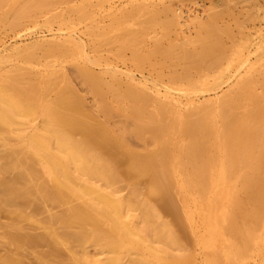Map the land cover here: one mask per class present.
<instances>
[{
  "label": "rangeland",
  "instance_id": "rangeland-1",
  "mask_svg": "<svg viewBox=\"0 0 264 264\" xmlns=\"http://www.w3.org/2000/svg\"><path fill=\"white\" fill-rule=\"evenodd\" d=\"M15 1L22 4L21 1L23 0H9L10 4L8 2V5L5 7L1 5L3 8H0V74L3 78L8 76L7 79H9V82L11 81L12 85H16L19 82L18 90L22 95L25 92L23 90L28 87L26 92L35 89V93L38 94L40 92V99H42V94H46V98L44 99L50 100L52 97L54 99L58 92L59 96L60 92L63 91H67V95L71 94L72 97L74 96V98H70L69 100V103L72 99L71 102L75 101L74 104L71 103L73 106L69 104V108V105H67V108L70 110L73 107V112L78 118H81H79L80 122L75 125L76 130L74 128L72 130L73 133L75 132L74 135L77 138H81L90 129L89 134L87 133L89 135L87 138L96 145L97 149L99 148V151L103 154L105 153V157L108 160L111 159L114 165L116 164V167H113V170L115 168L116 171L112 173L113 170L111 169L112 171L107 173L111 174L108 175L110 179L107 182L101 179H94L93 181L105 190L113 192L116 196L123 199L125 203L124 210H129L124 212L127 217L130 216L127 218L128 220L131 219L130 224L135 225V227L140 224L142 226L140 230H143L147 226L150 229L148 241L151 244L156 243L157 245L162 243L155 242L158 239L156 236L151 237V233L155 230L153 235L156 234L159 228L158 225L162 222L166 224L176 240V243L170 246L171 248L168 247L167 258L178 259L180 262H183L182 264H243V262L244 264H264V210L260 206L261 202L264 203L262 201L264 200V178H258L259 176L256 174L258 172L256 170H262V167H264V162L262 161L264 160V126L262 128L264 124L261 125L264 120V0H49L48 2L46 0V3L50 4L48 6L46 4L45 7L42 6V9H35L33 7H37V5H34L36 1L28 4L30 6L33 5V10L30 6L26 8L30 10L23 8L29 0L25 1L22 7L19 4L12 8V5L18 4ZM30 1L32 2L33 0ZM43 1H41L42 4L44 3ZM144 2H146L145 5L148 7H142ZM37 3L40 4L39 2ZM9 7L15 11L10 9V11L5 12H8L7 14L3 15V12L7 8L9 9ZM16 7L22 8L24 11L26 10L25 12H31H27L28 14L26 13L27 15L23 16L19 14L20 17H17V15H14L22 9L17 10L18 12L15 13ZM76 8L78 9L76 10ZM156 9H158L157 13L155 12ZM132 13H136L137 15H133ZM120 19L121 22L119 21ZM143 27L145 28L143 29ZM99 29L101 31L98 32ZM104 30L105 33L101 35L100 33H103L102 31ZM93 31H96L95 33L99 36ZM106 33L110 37L108 36L107 38ZM99 37L106 39L107 42L104 39L101 40ZM216 37L220 38L215 39ZM110 39L112 40L110 41ZM211 40L219 43H213ZM62 42L63 44H61ZM206 43L208 45H205ZM52 44L56 47V51L54 50L55 47L49 49L50 45L53 46ZM32 46L35 47L32 49ZM168 46L169 49L167 48ZM30 48L34 52L32 53L33 56L30 54ZM66 48L70 52L66 51ZM210 48H213L214 51ZM157 50L161 51L158 52ZM27 51L29 53H26ZM48 52L52 54L56 52V54L52 55ZM220 53L223 54L221 55ZM193 54L196 55L197 62H195V55ZM209 54L210 57H206ZM139 55H143L142 58ZM153 55L154 57H152ZM189 55L192 56L187 58ZM216 55L219 56L216 58ZM144 57L146 58L144 59ZM201 57L204 58L203 62L201 61ZM214 60H217V62ZM50 61L52 62L49 63ZM192 61L193 63H188ZM210 62H213L212 66ZM215 65H217L216 68H214ZM83 66L86 67L85 70H83ZM182 67H184L186 72L184 69V71L182 70ZM209 67L210 69H208ZM212 68L214 69L212 70ZM87 72L88 74L86 75L85 73ZM90 73L92 76L89 75ZM12 75H16V77H12ZM173 75L175 76L172 77ZM98 76L103 78L102 81L98 79L100 78ZM18 77L22 80H18ZM91 78L94 80H91ZM1 79L0 82L3 83L7 80L1 81ZM11 79L17 80H13V83ZM37 81L38 83H34ZM44 81H46L48 86L45 83H41ZM128 84H131L130 87H128ZM35 86L38 89L40 87V89L38 90ZM44 87L48 90V93L45 92ZM98 87L99 89H97ZM248 87H253L254 90L251 88L250 91ZM107 89L108 91H106ZM135 90L137 91L135 92ZM123 91H127V93ZM131 92L133 94L130 96ZM128 93L130 97H127ZM47 94L49 95L47 96ZM113 94L117 95L114 96ZM142 96H144L142 100L146 106L141 101ZM131 97H133L132 100ZM234 98H236L235 107L233 105ZM251 100L255 104L251 103ZM133 101H137L145 106V108L143 107L145 111L140 116L143 115V121L146 120L145 117L151 116L149 117V121H138L137 118L141 117L137 113H131L133 110L125 108ZM121 103L125 107L120 106ZM222 105L225 108L228 105L227 109L224 108L223 110H230L236 119L240 120L243 118L240 121H242L245 130H250L248 132L245 131L247 137H249L247 143L244 145L243 143L241 145V142L238 143V148L242 147L240 150L245 149V145L250 143L249 146L247 145V150H249H246L250 155L247 153L248 157L245 156L238 161L240 163L237 162V170H235L234 175V172L232 173L233 177L229 173L221 176L222 172L220 173V171L224 157L222 154H217L215 156L217 159H214L216 180L212 186L211 194L205 202L207 209L202 213L197 212L195 201L191 199V216L188 218L184 213V205L182 204L184 195L178 193L176 181H174L175 186H173L172 180H166V184L168 183L166 187L169 188L167 192L166 190L165 193L163 192L164 196L157 197V200L148 199L145 195V189L150 185V182L152 184L157 180L158 175L156 172L158 173V167L152 166L150 169H147L146 173H141L143 174H140L141 176L138 174L133 179L134 175L130 176L132 175L131 168L128 169L132 162L130 160L132 158L134 160H141L143 157L147 159V157H150L149 154L160 153L164 150L165 152L167 150V155L169 150L165 146V141L170 139L175 142L181 141L185 133H187V123L190 126L193 125V122L196 124L197 119H199L197 116L199 115H201L200 119L204 120L205 118V121L209 125V120L211 121L212 125L209 128L210 131H214L223 121H220L219 116ZM215 107L219 110L218 112L216 109L214 111L213 108ZM62 108L65 109L63 106ZM205 109L207 111L203 112L202 110ZM211 109L212 112L209 111ZM250 109H252L253 117L250 115ZM85 113L86 116H91V119L85 117ZM180 113L181 115L179 116ZM132 115H135V117ZM238 115L243 116L240 117ZM186 117L188 122L185 125L187 121ZM28 119L23 118L14 125H6L0 121V264L11 263L12 261L13 263L11 264H104V262H108V257L110 258L111 256V249L108 246L109 239L113 235L108 232L105 222L97 219L95 214L91 212L92 209L90 208L89 210L86 207L83 198L76 196L68 190L65 191L58 188L48 177L39 159L28 152L25 145L26 136L35 129H40L46 123L42 113L33 116L32 120L31 118ZM247 119H249L248 122L251 120L250 124L246 122ZM84 121L86 122L84 123ZM256 122L259 123L255 124ZM81 123L84 125L80 126L79 124ZM216 123L217 127L214 125ZM221 125L223 124L221 123ZM78 126L81 128L79 127L78 129ZM92 127L93 130L91 129ZM168 127L169 130H167ZM257 127L261 128V130H257ZM256 131L262 140L259 141L260 145L256 144L254 140L258 141L260 139ZM261 131L263 132L259 133ZM87 135H84V137ZM100 148L103 150H100ZM241 164L246 165L244 168L242 166L245 171L246 169L249 171V175L245 176V179L248 177L246 182L245 179H242V175H247L248 173L242 170V168L240 169ZM250 165H253V167L249 168ZM262 172L259 174L263 176L264 172ZM239 173L243 174H240V176L238 175ZM226 175L228 178H226ZM220 178H223L224 181L226 179L230 181L226 197L221 193V189L224 188L223 185L225 183ZM255 178L261 180L258 181ZM253 182L258 183H255L256 185L253 187L249 184ZM246 185L252 188L248 189L249 194L251 191L250 195L248 192V195L245 194L246 198L249 196L250 202L248 198L245 200L246 198L243 196L244 191L248 188ZM237 186L240 187L237 189ZM259 187L261 195L257 194L258 197L255 193H258L257 191L259 190L256 191V189ZM234 191H236L235 195L238 198L233 197ZM134 192H141V195L138 196L136 194L137 196L135 197ZM241 192L243 193L242 195ZM253 193L256 203H252L253 205H251L249 203L253 200ZM240 196H243V198ZM218 197L219 201L216 202ZM240 198L241 200H239ZM258 199L259 201H257ZM127 202L129 203L128 205H133L132 210L127 208ZM143 202L147 205L151 204V206H144ZM148 202L151 203L148 204ZM153 203H156L155 206L158 210L155 209ZM213 203L215 209L213 208ZM219 203L222 206L219 205L221 208L218 206ZM232 204L233 207L231 206ZM223 205L226 207L224 206V208ZM248 205H251L250 208L252 207L250 211L247 210L249 208ZM130 207L132 208V206ZM149 208L152 210L149 211ZM77 209H82L83 214L80 216L76 215L75 211ZM256 209L259 210L256 211ZM220 210L221 212L223 211L222 214H220ZM260 210H262V213H260ZM144 211H146V214ZM152 211L157 214L155 215L156 217L153 216L154 213L151 214ZM148 212L152 215L151 217L150 214L147 215ZM141 215H143L142 218ZM214 217L217 221H215ZM251 218L253 219L250 222ZM262 218L263 221H261ZM231 220H234V222H231ZM150 221L153 223L151 224ZM242 222H244V225H242ZM233 224H236V227ZM227 230L231 233L230 235L233 234L231 237L228 235L229 232ZM255 232L260 234V236L258 234L256 237L253 236L254 234L256 235ZM142 233L145 237L146 235L148 237V234ZM227 237L229 239H227L228 242L226 240ZM253 250L254 252L252 253L251 251ZM171 251L173 255L170 254ZM175 255L177 256L175 257ZM147 261H150L149 254L144 249H135L124 252L121 262L122 264H146L145 262Z\"/></svg>",
  "mask_w": 264,
  "mask_h": 264
},
{
  "label": "bare ground",
  "instance_id": "bare-ground-1",
  "mask_svg": "<svg viewBox=\"0 0 264 264\" xmlns=\"http://www.w3.org/2000/svg\"><path fill=\"white\" fill-rule=\"evenodd\" d=\"M1 1V3H0V8L3 6V7H5L6 5H8V2H9V0H3L4 1V3H2L3 1L2 0H0ZM13 1V0H12ZM23 1H24V3H23ZM23 1H21L22 2V4H20V2L18 3V1H15V2H17L18 4H16L15 2V5H12L11 7L13 8V6H17V5H19L20 4V7H22L24 4H25V1H27V0H23ZM39 2L40 4H36V2ZM41 1H43V0H40V1H38V0H33L32 2L29 0V2L27 1V4L26 5H24L25 7H23V8H27L28 6H30V5H28V4H31V3H33V2H35V4L34 5H37V7L36 6H33V5H31L30 6V8L33 6V7H35V9H42V6H44L45 7V5L47 4L46 3V0L45 1H43L44 3L42 4V2ZM49 0H47V2H48ZM85 1H87V0H85ZM11 2H9V4H10ZM13 3V2H12ZM87 3V2H86ZM133 3V2H132ZM139 3H140V1H139ZM139 3H138V5H139ZM145 3L146 2H144V4H142L143 6L142 7H144V6H146L145 5ZM48 4H50V3H48ZM48 4H47V6H48ZM149 4V3H148ZM2 5V6H1ZM41 6V7H39V6ZM141 5V4H140ZM79 6V5H78ZM82 6H84V5H82ZM2 7V8H3ZM19 7V6H18ZM33 7H32V10H33ZM146 7H148V6H146ZM1 8V9H2ZM12 8H10L9 7V9L7 8V10H5L4 12H3V15L4 14H7V13H5L6 11H10V9L12 10V11H15V10H13ZM15 8V7H14ZM17 8V7H16ZM20 9H22V8H20ZM19 8H17L16 9V12L15 13H17L18 11L17 10H20ZM29 9V8H28ZM28 9H26V10H28ZM75 9V8H74ZM78 8H76V10H77ZM125 9V8H124ZM139 9H140V7H139ZM145 9V8H144ZM149 9V8H148ZM23 10V9H22ZM22 10H20V11H22ZM25 10V11H26ZM30 10V9H29ZM80 10V9H79ZM84 10V9H83ZM82 10V11H83ZM122 10V9H121ZM157 10L158 9H156V13H157ZM11 11V13H13ZM20 11L17 13V14H15L14 16H16L17 15V17H20L19 16V14L20 15H27L28 13H30L31 11H27V12H25L24 10L20 13ZM81 11V10H80ZM1 12V11H0ZM25 12V13H24ZM149 12H150V10H149ZM24 13V14H23ZM27 13V14H26ZM131 13V12H130ZM153 13V12H152ZM10 14V13H9ZM125 14V13H124ZM133 14V13H132ZM142 14V13H141ZM144 14V13H143ZM1 15V14H0ZM117 15V14H116ZM119 15H120V13H119ZM122 15V14H121ZM125 15H127V14H125ZM133 15H137L136 13H134ZM156 15V14H155ZM6 16V15H5ZM115 16V15H114ZM4 17V16H3ZM7 17V16H6ZM5 17V18H6ZM136 17H138V16H136ZM16 18V17H15ZM117 18H118V15H117ZM120 18V17H119ZM147 18V17H146ZM158 18V17H157ZM157 18H155V19H157ZM8 19V18H7ZM120 22H121V19L119 20ZM148 21V20H147ZM155 21V20H154ZM125 22V21H124ZM127 22V21H126ZM144 22V21H143ZM151 22V21H150ZM136 23V22H135ZM157 23V22H156ZM111 24H112V22H111ZM114 25H116V24H114ZM122 25V24H121ZM109 26V25H108ZM113 26V25H112ZM119 26V25H118ZM105 27V26H104ZM107 27V26H106ZM126 27V26H125ZM128 27V26H127ZM97 28V27H96ZM102 28H103V26H102ZM117 28V27H116ZM140 28V27H139ZM145 27H143V29H144ZM109 29V28H108ZM120 29V28H119ZM95 30V29H94ZM211 29L209 28V31H210ZM91 31V30H90ZM99 31H101V29H99L98 30V32ZM205 31V30H204ZM208 31V30H207ZM206 31V32H207ZM94 32V31H93ZM96 32V31H95ZM94 32V33H95ZM103 33H100L101 35L102 34H104L105 33V30L104 31H102ZM108 32V31H107ZM211 32V31H210ZM209 32V33H210ZM217 32V31H216ZM91 33H92V31H91ZM109 33H111V32H109ZM125 33V32H124ZM213 33V32H212ZM93 34V33H92ZM96 35H98L97 33H95ZM95 34H94V36H95ZM107 34V38H108V33H106ZM105 34V35H106ZM112 34V33H111ZM110 34V35H111ZM201 34V33H200ZM203 34V33H202ZM206 34V33H205ZM204 34V35H205ZM118 35V34H117ZM122 35V34H121ZM210 35H211V33H210ZM217 35V34H216ZM216 35H214V36H216ZM219 35V34H218ZM99 36V35H98ZM208 36H209V34H208ZM212 36V35H211ZM210 36V38H212ZM110 37V36H109ZM114 37V36H113ZM99 38H101V37H99ZM98 38V39H99ZM106 38V37H105ZM112 38V37H111ZM117 38H119L118 36H117ZM199 38V37H198ZM218 38H220V37H218ZM217 37L215 38V39H218ZM104 39V38H103ZM102 38H101V40H103ZM204 39V38H203ZM214 39V40H215ZM97 40V39H96ZM100 40V41H101ZM105 41H106V39H104ZM107 40H109V39H107ZM112 39H110V41H111ZM117 40V39H116ZM116 40H114V41H116ZM198 41H199V39H197ZM214 40H211L213 43H215L214 42ZM104 41V42H105ZM219 41H220V39H219ZM107 42V41H106ZM109 42V41H108ZM205 42H207V41H205ZM160 43V42H159ZM163 43V42H162ZM198 43V42H197ZM216 43H219V42H216ZM54 44V43H53ZM52 44V45H53ZM57 44H59V43H57ZM61 44H63V42L61 43ZM65 44V43H64ZM186 44V43H185ZM188 44V43H187ZM201 44V43H200ZM165 45V44H164ZM171 45H172V43H171ZM175 45V44H174ZM205 45H208L207 43L205 44ZM213 45V44H212ZM36 46V45H35ZM35 46H32V49H33V47H35ZM51 46V45H50ZM49 46V49H53L52 47H55L54 45L53 46H51L50 47ZM57 47H58V45H56ZM59 46H63V45H59ZM66 46V45H65ZM65 46H63V47H65ZM170 46V45H169ZM169 46L167 47L168 49H169ZM194 46V45H193ZM62 47V48H63ZM77 47H79V46H77ZM155 47V46H154ZM159 47V46H158ZM59 48V47H58ZM61 48V47H60ZM165 48V47H164ZM167 48H165V49H167ZM173 48V47H172ZM174 48H176V46H174ZM195 48H196V46H195ZM220 48V47H219ZM32 49L30 48V54H31V56H33L32 55V53H34L33 51H32ZM47 49H48V47H47ZM47 49H46V51H47ZM65 49V48H64ZM67 49V48H66ZM158 49V48H157ZM160 49H162L161 47H160ZM180 49V48H179ZM194 49V48H193ZM192 49V50H193ZM210 49H212L213 51H214V49L213 48H210ZM222 49V48H221ZM35 50V49H34ZM55 51H56V47H55V49H54ZM57 50H59V49H57ZM29 51V50H28ZM26 52V53H29V52ZM61 51V50H60ZM64 51V50H63ZM66 51H69L70 52V50H66ZM158 51V50H157ZM161 51V50H160ZM160 51H158V52H160ZM174 51V50H173ZM177 51V50H176ZM199 51V50H198ZM211 51V50H210ZM212 51V52H213ZM223 51H224V48H223ZM152 52H155V51H152ZM164 52V51H163ZM169 52V51H168ZM179 52H181V51H179ZM179 52H178V54H179ZM209 52V51H208ZM216 52V51H215ZM219 52H221V51H219ZM48 53H51V52H48ZM55 54H56V52H54ZM52 54V55H55V54ZM64 53H65V51H64ZM162 53V52H161ZM171 53V52H170ZM177 53V52H176ZM182 53V52H181ZM203 53H204V51H203ZM214 53V52H213ZM217 53V52H216ZM215 53V54H216ZM224 53V52H223ZM222 53V54H223ZM141 54V53H140ZM153 54V53H152ZM157 54V53H156ZM160 54V53H159ZM183 54H185V53H183ZM183 54H181V55H183ZM195 54H197V53H195ZM195 54H193V55H195ZM221 54V53H220ZM221 54V55H222ZM148 55V54H147ZM163 55H165V54H163ZM174 55V54H173ZM177 55V54H176ZM199 55H201V53H199ZM205 55H206V52H205ZM214 55V54H213ZM212 55V56H213ZM226 55V54H225ZM62 56V55H61ZM141 58H142V56L141 55H139ZM167 56V55H166ZM168 56H170L169 54H168ZM175 56V55H174ZM179 56V55H178ZM192 55H189V56H187V58L188 57H191ZM211 56V57H212ZM217 56H219V55H216L215 57L217 58ZM227 56V55H226ZM27 57V56H26ZM29 57V56H28ZM58 57V56H57ZM152 57H154V55L152 56ZM157 57V56H156ZM161 57V56H160ZM159 57V58H160ZM171 57V56H170ZM180 57V56H179ZM182 57V56H181ZM194 57V56H193ZM206 57H210V54H209V56H206ZM224 57V56H223ZM31 58V57H30ZM146 57H144V59H145ZM164 58V57H163ZM183 58V57H182ZM198 58H200V57H198ZM202 58V57H201ZM214 58V57H213ZM227 58V57H226ZM88 59V58H87ZM87 59H86V61H87ZM94 59V58H93ZM136 59V58H135ZM165 59V58H164ZM172 59V58H171ZM173 59H175V58H173ZM178 59V58H177ZM181 59V58H180ZM191 60H192V58H190ZM220 59V58H219ZM55 60V59H54ZM96 60V59H95ZM138 60V59H137ZM147 60H149V59H147ZM151 60V59H150ZM189 60V59H188ZM187 60V61H188ZM203 60H204V58H202V62H203ZM91 61V60H90ZM144 61V60H143ZM162 61V60H161ZM174 61V60H173ZM176 61V60H175ZM200 61V60H199ZM200 61V63H202ZM210 61V60H209ZM214 61H216L217 62V60H214ZM218 61H220V60H218ZM52 61H50L49 63H51ZM88 62V61H87ZM86 62V63H87ZM142 62V61H141ZM140 62V63H141ZM145 62V61H144ZM195 62H197L196 61V55H195ZM205 62V61H204ZM90 63V62H89ZM173 63V65H175L174 64V62H172ZM189 64L190 63H193V61L192 62H188ZM211 63V62H210ZM209 63V64H210ZM91 64V63H90ZM177 64V63H176ZM185 64V63H184ZM198 64H199V62H198ZM197 64V65H198ZM206 64H208V63H206ZM208 64V65H209ZM217 64V63H216ZM219 64H220V62H219ZM218 64V65H219ZM51 65V64H50ZM84 65H85V63H84ZM201 65V64H200ZM205 65V64H204ZM207 65V66H208ZM211 66L213 65V62L210 64ZM221 65V64H220ZM18 66H20V65H18ZM49 66V65H48ZM80 66H82L81 64H80ZM86 66V65H85ZM184 66V65H183ZM194 66H195V63H194ZM216 66L217 65H215V67L214 68H216ZM23 67H25V66H23ZM47 67V66H46ZM84 67V66H83ZM83 67H81V68H83ZM173 67V66H172ZM185 67H186V65H185ZM190 67V66H189ZM188 67V68H189ZM201 67V66H200ZM205 67V66H204ZM20 68V67H19ZM90 68V67H89ZM174 68V67H173ZM207 68V67H206ZM214 68H212V70L214 69ZM18 69V68H17ZM26 69V68H25ZM28 69H29V67H28ZM27 69V70H28ZM86 69V67H84V69L83 70H85ZM91 69V68H90ZM184 69V67H182V70ZM187 69V68H186ZM201 69V68H200ZM203 69H205V68H203ZM202 69V70H203ZM208 69H210V67L208 68ZM21 70H23V69H21ZM34 70V69H33ZM185 70V69H184ZM183 70V71H184ZM188 70H190V69H188ZM87 71V70H86ZM89 72H90V70H88ZM199 71H201V70H199ZM1 72V71H0ZM85 72V71H84ZM105 72V71H104ZM107 72V71H106ZM185 72H186V70H185ZM185 72H184V74H185ZM93 73V72H92ZM109 73V72H108ZM7 74V73H6ZM9 74V73H8ZM86 75L88 74V72L87 73H85ZM100 74V73H99ZM98 74V75H99ZM103 74V73H102ZM111 74V73H110ZM188 74V73H187ZM186 74V75H187ZM10 75V74H9ZM17 75V74H16ZM16 75H12V77L13 76H15L16 77ZM20 75V74H19ZM90 76H92L91 75V73L89 74ZM176 75V74H175ZM175 75H173L172 77H174ZM179 75H181V74H179ZM0 76H1V78L3 79H1V81H4V79H7V77L8 76H6V78H3L2 77V75L0 74ZM11 76V75H10ZM101 76V75H100ZM100 76H98V77H100ZM177 76H178V74H177ZM183 76H185V75H183ZM189 76V75H188ZM44 77H46V76H44ZM93 77H94V75H93ZM47 78V77H46ZM180 78H181V76H180ZM187 78V77H186ZM186 78H184V79H186ZM15 79V78H14ZM13 79V80H14ZM20 78L18 77V80H19ZM98 79H101V81H102V79L103 78H98ZM98 79H96L97 81H98ZM178 79V78H177ZM8 80V82H9V79H7ZM7 80H5V83H7V84H5V83H3V82H0V121L1 122H3L4 124H6V125H14V124H17V122H20L21 121V119H23V118H31V120H32V117L33 116H35V115H37L38 113H42L43 115H44V117H45V120H46V123H45V125L43 126V127H41L40 129H35L34 131H32V132H30L27 136H26V138H25V145H26V147H27V150H28V152L31 154V155H33V156H35L36 158H38L39 159V162H41V164L43 165V167H44V169H45V171H46V173H47V175H48V177L55 183V185L58 187V188H61V189H64L65 191H69V192H71V193H73V194H75L76 196H79V197H81V198H83L84 199V202H85V205H86V207H88L89 208V210H90V208L92 209V211L91 212H93L94 214H95V217L97 218V219H99V220H101V221H103V222H105V224L107 225V229H108V232H110L113 236L109 239V247H110V253H111V256H110V258L108 257V262H106V263H108V264H122V254L124 253V252H129V251H132V250H138V249H144L148 254H149V256H150V261L148 262H145L146 264L148 263V264H182L183 262H180L178 259H169V258H167V255H168V252H169V250H168V247H170L171 245H173V244H175L176 243V240H175V238H174V236L172 235V233L170 232V230L168 229V226L166 225V224H164L163 222L161 223V222H159V223H161L160 225H158L159 226V228H158V230L156 231L157 233L156 234H154L153 235V233H155L154 231V227H153V233H151L152 235H151V237L152 236H156V238L158 239V241H155V242H160V243H162V244H151L149 241H148V238H149V236H150V234H149V230L150 229H148L147 228V226L145 227V226H143V227H145V228H147V229H145V228H143V230L141 229L140 230V228L142 227V226H140V224L139 225H136V227H135V225L133 226V224L131 225L130 223V220H128L127 218L128 217H130V216H126V214H125V212H126V210L127 209H125L124 210V205H125V203H124V201H123V199H121V198H119L118 196H116V194H114L113 192H110V191H107V190H105L104 188H102L101 186H99L95 181H93L94 179L95 180H99V179H101V180H104V181H108V179H110L109 178V176L108 175H111V174H107V173H109V172H111L112 170H113V167H116V164L114 165V163H113V160H111V159H107V157H105L106 155H105V153L103 154L101 151H99L95 146V144L90 140V139H88L87 137L89 136V135H87V133L89 134V131H90V129L89 128H87V129H89V131L86 133V134H83V137L81 136V138L79 137V138H77L76 137V135H74L75 134V132L73 133V131L72 130H74L75 129V125H77L80 121V119L77 117V115L73 112V105L71 104V103H73L74 104V102H71L70 101V103H69V100H70V98H74V96L72 97V95L70 94V95H67V91H63V92H60L61 94L58 96V93H57V95H55V97H54V99H53V97H52V99H44V98H46V94H44L45 95V97H43L44 95L42 94V99H40V92H38V94L37 93H35L36 91H34L35 89H33L31 86H29L31 89H33V90H28L27 92H26V89L28 88L26 85H24V84H22V85H24V86H26L27 88L25 89V88H23V89H25V90H23V92H24V94L22 95L21 93H20V91L18 90V85H20V84H18L19 82H17V86L15 85V84H11L10 82V84L8 83V82H6ZM12 80V79H11ZM12 80V82L14 83V81H16V80H14L13 81ZM20 80H22V79H20ZM43 80V79H42ZM48 80V79H47ZM91 80H94L93 78H91ZM113 80V79H112ZM118 80V79H117ZM121 80V79H120ZM173 80V79H172ZM175 80V79H174ZM187 80V79H186ZM242 80V79H241ZM40 81V80H39ZM190 81V80H189ZM188 81V82H189ZM48 82V81H47ZM99 82H100V80H99ZM112 82V81H111ZM180 82V81H179ZM246 82H250V81H246ZM34 83H38V81L37 82H34ZM41 83H45V84H47L46 83V81H44V82H41ZM50 83V82H49ZM114 83V82H113ZM123 83H127V82H123ZM138 83V82H137ZM181 83V82H180ZM101 84H102V82H101ZM110 84V83H109ZM120 84H121V82H120ZM119 84V85H120ZM124 84V85H125ZM239 84V83H238ZM21 85V86H22ZM29 85V84H28ZM33 85V84H32ZM42 85V84H41ZM44 85V84H43ZM94 85H95V83H94ZM129 85V84H128ZM131 85V84H130ZM130 85L128 86V87H130ZM133 85V84H132ZM237 85V84H236ZM240 85V84H239ZM241 85H243V84H241ZM34 86V85H33ZM39 86H40V84H39ZM38 86V87H39ZM45 86V85H44ZM47 86H48V84H47ZM46 86V87H47ZM98 86V85H97ZM96 86V87H97ZM117 86V85H116ZM123 86V85H122ZM238 86V85H237ZM248 86V85H247ZM251 86V85H250ZM36 87V86H35ZM34 87V88H35ZM95 87V88H96ZM115 87V86H114ZM113 87V88H114ZM124 87V86H123ZM127 87V88H128ZM133 87H135V86H133ZM133 87H131L132 89H133ZM141 87V86H140ZM22 88V87H21ZM29 88V89H30ZM37 88V87H36ZM100 88H102V87H100ZM111 88H112V86H111ZM236 88V87H235ZM252 88V90H254L253 89V87H251ZM251 88H249L248 87V89L251 91ZM38 89V88H37ZM39 89H40V87H39ZM38 89V90H39ZM44 89H45V92H47L48 93V90L44 87ZM43 89V90H44ZM97 89H99V87L97 88ZM103 89V88H102ZM120 89H122V87H120ZM124 89H126V88H124ZM237 89V88H236ZM42 90V91H43ZM61 90H65V89H61ZM137 90H139V89H137ZM137 90H135V92L137 91ZM241 90H242V88H241ZM240 90V91H241ZM60 91V90H59ZM99 91V90H98ZM104 91V90H103ZM106 91H108V89L106 90ZM131 91V90H130ZM134 91V90H133ZM141 92H143L142 90H140ZM237 91H238V89H237ZM22 92V91H21ZM22 92V93H23ZM67 92V93H66ZM100 92H101V90H100ZM112 92V91H111ZM118 92V91H117ZM123 92H125V93H127V91H123ZM128 92H129V90H128ZM145 92V91H144ZM168 92V91H167ZM43 93H44V91H43ZM63 93V94H62ZM66 93V95L67 96H71V97H67L66 95H64ZM108 93H110V92H108ZM122 93V92H121ZM124 93V94H125ZM158 93V92H157ZM227 93H229V92H227ZM262 93H263V91H262ZM38 96H37V95ZM117 94H119V93H117ZM116 94V95H117ZM133 94V92H131L130 93V96ZM142 94H146V93H142ZM149 93H147V95H148ZM252 94V93H251ZM259 94V93H258ZM49 94H47V96H48ZM114 95V94H113ZM116 95H114V96H116ZM135 95V94H134ZM225 96H226V94H224ZM124 96V95H123ZM125 96H127V95H125ZM129 96V93H128V96L127 97H130ZM148 96H150V95H148ZM151 96H152V94H151ZM156 96V95H155ZM231 96H233V95H231ZM243 97H244V95H242ZM251 96V95H250ZM249 96V97H250ZM119 97V96H118ZM144 96H142V98H141V101H143L142 99H144L143 98ZM157 97V96H156ZM156 97H154V98H156ZM223 97V96H222ZM238 97V96H237ZM236 97V98H237ZM252 97V96H251ZM56 98V99H55ZM69 98V99H68ZM125 98V97H124ZM132 98L133 97H131V100H132ZM147 98V97H146ZM158 98V97H157ZM156 98V99H157ZM236 98H234V101H233V105H234V107L236 106L235 105V99ZM126 99V98H125ZM128 99H130V98H128ZM135 99V98H134ZM139 99V98H138ZM171 99V98H170ZM221 99V98H220ZM223 99V98H222ZM243 99V98H242ZM140 100V99H139ZM147 100V99H146ZM152 100H153V98H152ZM158 100V99H157ZM194 100V99H193ZM248 100V99H247ZM159 101H160V99H159ZM230 101V100H229ZM238 101H239V98H238ZM249 101V100H248ZM261 101V100H260ZM120 102H121V100H120ZM119 102V103H120ZM155 102V101H154ZM163 102V101H162ZM192 102V101H191ZM251 103H254V102H252V100L250 101ZM249 102V103H250ZM128 103V102H127ZM157 103V102H156ZM215 103V102H214ZM238 103V102H237ZM246 103H248V102H246ZM248 103V104H249ZM72 105L71 107H72V110H70L69 108H70V105ZM78 106H79V104L78 103H76ZM143 104H144V101H143ZM150 104V103H149ZM154 104V103H153ZM188 104V103H187ZM193 104V103H192ZM202 104V103H201ZM244 104V103H243ZM255 104V103H254ZM67 105H69L68 107L69 108H67ZM76 105V106H77ZM122 105V103L120 104V106ZM141 103H139V102H137V101H133V102H131L129 105H127V107H125L124 105H122V106H124L125 108H127V109H129V110H133V111H131V113L132 112H134V114L135 113H137L139 116L141 115V114H143V111H145L144 110V108H145V106L144 105H142ZM158 105V104H157ZM163 105V104H162ZM191 105V104H190ZM204 105V104H203ZM211 105V104H210ZM229 105V104H228ZM228 105H226L227 107H228ZM62 106L65 108V109H63L62 108ZM66 106V107H65ZM117 106H119V105H117ZM119 106V107H120ZM230 106H232L231 104H230ZM256 106V105H255ZM75 107V106H74ZM144 107V108H143ZM201 107H203V106H201ZM214 107V106H213ZM222 107V110H218L216 107L215 108H213L214 109V111H215V109L217 110V112L219 111L220 113H219V116H220V121H222L221 123L223 124V125H221V123H220V126H218L217 125V123L216 124H214V125H216V127L217 128H215L214 129V131H210V128H211V121L209 120V122H210V125L205 121V118H204V120H201L200 119V117H201V115H199V116H197V117H199V119H200V121H198L199 119H197V123L196 124H194V122H193V125L192 126H190V124L188 125V119H187V117L185 118V119H187V121L185 122V125H186V123H187V127H188V129H187V133H185V135H184V137H183V139L181 140V141H173V140H167V141H165V146L168 148V153H167V155H166V152H167V150H166V152H165V150L164 151H162V152H160V153H151V154H149L150 155V157H147V159L145 158V157H143V159H141V160H139V159H137V160H134L133 158H132V160H130V161H132L131 163H130V167L128 168V169H130L131 168V173H132V175H130V176H133V179H134V177L136 176V175H138L139 174V176H141V175H143L144 173H146V171H147V169H150L152 166H157L158 167V173L156 172V174L158 175V178H157V180L155 181V182H153L152 184H151V182L149 183L150 185L145 189V195H146V197L148 198V199H156L157 197H161L164 193H165V190H166V192H167V190H168V188L169 187H166V185H168V183L166 184V180L168 181V180H172V185L173 186H175V182L174 181H176V183H177V191H178V193H180V194H183L184 195V197H185V200H184V197L182 198V204L184 205L183 207H184V213H185V215L187 216V218L188 217H190L191 216V211H190V200L191 199H193L194 201H195V205H196V209H197V212H199V213H202V212H204V210L206 211V205H205V202L208 200V198H209V195L211 194V190H212V186H213V184H214V182H215V180H216V177H215V169H214V159H217V158H215V156L217 155V154H222V156L224 157V159H223V162H222V165H221V171H220V169H219V171H220V173H221V176L223 175V174H228L229 173V175L231 174L232 175V173H233V175L235 174V170H237L236 169V165H237V162L239 161V160H241V158L243 159L245 156H249L250 155V153H248L247 151L249 150H247V145L249 146L250 145V143H248L247 145H245V149H243V150H240L242 147H240V149L238 148V143H240L241 142V145H242V143H243V145L244 144H246L247 143V140H249L248 138L249 137H247V135H246V132L245 131H250V130H248V129H246L245 130V127H244V125L242 124V121H240L241 119H243V118H239L240 120H238V119H236L234 116H233V113L232 112H230V110H223L224 108H225V106L224 105H222L221 106ZM227 107L225 108V109H227ZM63 110H62V109ZM67 108V109H66ZM77 108V107H76ZM79 108V107H78ZM123 108V107H122ZM149 108V107H148ZM188 108H189V106H188ZM196 108V107H195ZM211 108V107H210ZM252 108V107H251ZM161 109V108H160ZM192 109H193V107H192ZM202 109V108H201ZM207 109H208V107H207ZM207 109H205V110H202L203 112L204 111H207ZM229 109H230V107H229ZM239 109V108H238ZM255 109V108H254ZM253 109V110H254ZM147 111H149L148 109H147ZM154 111V110H153ZM187 111V110H186ZM190 111V110H189ZM209 111H211L212 112V109L211 110H209ZM208 111V112H209ZM234 111V110H233ZM77 112H80V111H77ZM76 112V113H77ZM159 112H161V111H159ZM188 112V111H187ZM193 112H195V111H193ZM203 112H201V113H203ZM207 112V113H208ZM210 112V113H211ZM244 112V111H243ZM82 113H84V112H82ZM129 113V112H128ZM151 113V112H150ZM198 113H199V111H198ZM237 113V112H236ZM239 113H240V111H239ZM242 113V112H241ZM250 115L252 116V109H250ZM145 114H147V113H145ZM196 114V113H195ZM200 114V113H199ZM238 114V113H237ZM255 114V113H254ZM84 115V114H83ZM138 115H137V117H138ZM148 115V114H147ZM151 115V114H150ZM181 115V113L179 114V116ZM133 116V115H132ZM143 116V115H142ZM142 116H140L141 118H137L138 119V121L140 120H142ZM144 116H146V115H144ZM149 116V115H148ZM152 116H154L155 117V115H153L152 114ZM204 116V115H203ZM202 116V117H203ZM238 116H240V115H238ZM241 116H243V115H241ZM240 116V117H241ZM85 117H88V118H90L89 116H86V113H85ZM133 117H135V115L133 116ZM149 117H151V116H149ZM149 117H145L146 118V120H148L149 121ZM188 117H190V116H188ZM204 117H206V116H204ZM237 117V116H236ZM253 117V116H252ZM182 118H184V117H182ZM196 118V117H195ZM207 118V117H206ZM28 119V120H29ZM91 119V118H90ZM94 119V118H93ZM212 119V118H211ZM264 119V118H263ZM27 120V119H26ZM82 120H83V118H82ZM145 120V119H144ZM143 121V122H147V121ZM248 120L249 119H247L246 120V122L247 123H249L250 124V122H251V120H250V122H248ZM190 121V120H189ZM256 121V120H255ZM86 121H84V123H85ZM142 122V123H143ZM177 122V121H176ZM261 122V121H260ZM263 123H261V125L262 124H264V120L262 121ZM190 123H192V122H190ZM259 122H256L255 124H258ZM140 124V123H139ZM80 126L82 125V123L81 124H79ZM84 125V124H83ZM82 125V126H83ZM93 125H94V123H93ZM261 125H260V127H261ZM80 126H78V129H79V127ZM90 126V125H89ZM255 126V125H254ZM258 126V125H257ZM263 126L264 125H262V128H263ZM210 127V128H209ZM259 127V126H258ZM257 127V130L259 129ZM74 128V129H73ZM81 128V127H80ZM83 128V127H82ZM255 128V127H254ZM253 128V129H254ZM92 130H93V127L91 128ZM76 130V129H75ZM167 130H169V127L167 128ZM256 130V129H255ZM261 130V128L259 129V131ZM263 131H261V132H259V133H262ZM20 133V132H19ZM81 133H83V132H81ZM85 133V132H84ZM90 133H92V132H90ZM78 134V133H77ZM256 134H257V136L260 138V135L258 134V132L256 131ZM84 135H87L86 137H84ZM255 137V136H254ZM262 137V136H261ZM90 138V137H89ZM93 138V137H92ZM91 138V139H92ZM100 138V137H99ZM94 139V138H93ZM101 139H103V138H101ZM95 140V139H94ZM255 140V143L256 144H261L259 141H262L261 140V138L257 141L256 139H254ZM252 141V140H251ZM258 142V143H257ZM96 144H97V142H95ZM255 144V145H256ZM98 145V144H97ZM254 146V145H253ZM101 147V146H100ZM166 148V149H167ZM255 149V148H254ZM259 149V148H258ZM258 149H257V151H258ZM100 150H103V149H101L100 148ZM247 150V151H246ZM256 150V149H255ZM257 151H254V152H257ZM250 152V151H249ZM249 155H248V154ZM264 153V152H263ZM148 155V156H149ZM264 155V154H263ZM110 156V155H109ZM108 156V157H109ZM255 156V155H254ZM253 156V157H254ZM111 157V156H110ZM251 157V156H250ZM259 157V156H258ZM264 157V156H263ZM107 159V160H106ZM252 159V158H251ZM250 159V160H251ZM254 159H255V157H254ZM134 160V161H133ZM142 160H144L143 162H140V161H142ZM253 160V159H252ZM129 161V162H130ZM245 161V160H244ZM254 161V160H253ZM263 162H264V160H262ZM219 164H220V162H218ZM238 163H240V162H238ZM254 163V162H253ZM245 164H246V162H245ZM128 165H129V163H128ZM263 165H264V163H263ZM242 166H243V168H244V166H246V165H242L241 164V167H240V169L242 168ZM250 167H253V165H250L249 166V168ZM242 168V170H244ZM259 168V167H258ZM112 169V170H111ZM239 169V168H238ZM248 169H246V171H247ZM259 170L260 169H258V170H256V171H258L259 172ZM114 171H116L115 170V168H114V170L112 171V173L114 172ZM130 171H128V173H130ZM157 171V170H156ZM245 171V170H244ZM245 171V172H246ZM261 171H263L264 172V167H262V170H260V174H261ZM144 172V173H143ZM245 172H243V173H245ZM249 171H247V173H248ZM256 173L257 174V176H259L258 178H261V179H263L264 178V175L262 176V175H260L259 173ZM262 172V173H263ZM141 173H143V174H141ZM243 173H239L238 175H242ZM141 174V175H140ZM256 174H255V176H256ZM233 175L231 176V177H233ZM237 175V176H238ZM240 175V176H241ZM249 175V173L247 174V175H242L243 176V178L242 179H245L246 177L245 176H248ZM252 175H253V173H252ZM256 176V177H257ZM138 177V176H137ZM156 177V176H155ZM154 177V178H155ZM252 177V176H251ZM250 177V178H251ZM226 178H228L227 177V175H226ZM225 178V179H226ZM230 178V177H229ZM247 179H248V177H247ZM247 179H245V182H246V180ZM257 178H255V180H256ZM261 179H259V180H261ZM154 180V179H153ZM218 180V179H217ZM220 180H222V182L223 183H225L223 186H224V188L223 189H221L222 191H221V193H222V195L224 196V197H226V195L228 194V191H229V189H228V184H229V179H226L225 181L223 180V178H220ZM238 180V179H237ZM237 180H235V181H237ZM254 180V181H255ZM258 180V179H257ZM258 180V181H259ZM240 182H242V181H240ZM245 182H242V183H245ZM170 183V182H169ZM174 183V184H173ZM234 183V182H233ZM237 183H239L238 181H237ZM255 183H258V182H253V183H249L251 186H255L256 184ZM248 184V185H249ZM254 184V185H253ZM248 185H246V187H248L247 189H246V191H244V194L241 192V195L243 194V196L245 197V194H247V192H248V189H252V188H249V186ZM240 186H241V184H240ZM240 186H237V189H238V187H240ZM233 187H234V185H233ZM165 188H167V189H165ZM231 188V187H230ZM219 189V188H218ZM231 189H233V188H231ZM230 189V190H231ZM257 190H259L260 191V187L259 188H257L256 189V191ZM263 190H264V188H263ZM237 191V190H236ZM236 191H234V195H233V197L234 198H238V197H236V195H235V193H236ZM250 191V190H249ZM255 191V192H256ZM259 191H257L258 193H255L256 194V196H258L259 194L261 195V191L259 192ZM136 192V191H135ZM134 192V196L136 197L137 195L139 196V195H141V192L139 193H135ZM164 192V193H163ZM216 192V191H215ZM143 193V192H142ZM213 193V192H212ZM254 193L252 194V197H253V202L251 201V203H249V204H251V205H253L252 203H256L255 201H256V199L254 198ZM137 194V195H136ZM248 194H249V192H248ZM247 194V195H248ZM250 194H251V191H250ZM249 194V195H250ZM258 194V195H257ZM264 194V193H263ZM221 195V194H220ZM231 195V194H230ZM164 196V195H163ZM243 196L241 197V198H243ZM221 198H224V197H222V196H220ZM259 197V196H258ZM213 198V197H212ZM241 198L239 199V200H241ZM246 198V197H245ZM244 198V199H245ZM247 198H248V201H249V196H247ZM247 198L245 199V200H247ZM187 199V200H186ZM218 200H216V202L217 201H219V197L217 198ZM244 199H243V201H244ZM254 199H255V201H254ZM125 200H126V198H125ZM157 200V199H156ZM179 200V199H178ZM127 201V200H126ZM125 201V202H126ZM130 201V200H129ZM144 201H145V199H144ZM225 201V200H224ZM257 201H259V199L257 200ZM262 201H264V200H262ZM250 202V201H249ZM145 203H147V202H145ZM151 203V202H150ZM149 202H148V204H150ZM179 203V202H178ZM129 203L127 202L126 203V205H128ZM143 204H144V202H143ZM154 204V205H153ZM152 205L155 207V209H157L158 210V208H156V206H155V204L156 203H153ZM192 204V203H191ZM225 204H226V202H225ZM233 204H234V202H233ZM233 204L231 205L232 207H233ZM236 204V203H235ZM261 204H263V205H261ZM261 204H260V206H262V208H263V210H264V203H262L261 202ZM145 205H147V204H144V206ZM216 205V204H215ZM220 205V203L218 204V206ZM251 205H248L249 206V208L247 209V210H249L250 211V209H252V207L250 208V206ZM130 206H132V208L130 207ZM147 206H151V204L150 205H147ZM221 206V205H220ZM219 206V207H220ZM225 205H223V207H224ZM222 207V206H221ZM220 207V208H221ZM226 207V206H225ZM224 207V208H225ZM125 208H126V206H125ZM127 208L128 209H130V210H132L133 209V205H128L127 206ZM213 208L215 209V207H214V203H213ZM237 208V207H236ZM145 209V208H144ZM144 209H142V210H144ZM154 209V208H153ZM223 209V208H222ZM221 209V210H222ZM146 210V209H145ZM150 210H152L151 208H149V211ZM157 210H156V212H157ZM216 210H218L217 208H216ZM221 210H220V214H222V212H221ZM225 210V209H224ZM259 209H256V211H258ZM125 211V212H124ZM127 211H129V210H127ZM155 211V210H154ZM154 211H152V213L151 214H153L154 213ZM214 211V210H213ZM230 211V210H229ZM146 211H144V213H145ZM218 212H219V210H218ZM233 212V211H232ZM248 212V211H247ZM75 213H76V215H82L83 214V211H82V209H77L76 211H75ZM158 213V212H157ZM214 213H215V211H214ZM214 213L212 212V214H213V216H214ZM245 213V212H244ZM249 213V212H248ZM247 213V214H248ZM260 213H262V210H260ZM264 213V212H263ZM142 214H143V212H142ZM146 214V213H145ZM148 214H150L149 212L147 213V215ZM150 214V217L152 216ZM160 214V213H159ZM211 214V215H212ZM219 213H218V215H220ZM129 215V214H128ZM144 215V214H143ZM143 215H141V218H142V216ZM155 215H157V214H155L154 213V217H156ZM202 215V214H201ZM225 215V214H224ZM244 215V214H243ZM242 215V216H243ZM255 215H256V213H255ZM221 216V215H220ZM220 216H218V217H220ZM242 216H241V218H242ZM247 216V215H246ZM259 216V215H258ZM144 218H145V215L143 216ZM217 217V218H218ZM227 217V216H226ZM244 217V216H243ZM146 218H147V216H146ZM153 218V217H152ZM201 219H202V217H200ZM215 218V217H214ZM223 219V218H222ZM252 219L253 218H251L250 219V222L252 221ZM134 220V219H133ZM145 220V219H144ZM153 221V220H152ZM198 221V220H197ZM213 221V220H212ZM215 221H217L216 220V218H215ZM214 221V222H215ZM261 221H263V218H262V220ZM151 222V221H150ZM214 222H213V226H214ZM231 222H234V220L232 221L231 220ZM231 222H230V224H231ZM148 223V222H147ZM153 222H151V224H152ZM189 223V222H188ZM244 222H242V225H244L243 224ZM262 223V222H261ZM264 223V222H263ZM150 224V225H151ZM158 224V223H157ZM237 224V223H236ZM236 224H233L234 225V227H236ZM218 225V224H217ZM220 225H222V224H220ZM261 225V224H260ZM139 226V227H138ZM152 226V225H151ZM155 226H157V225H155ZM157 226V227H158ZM194 226V225H193ZM196 226V225H195ZM263 226H264V224H263ZM230 227H231V225H230ZM152 228V227H151ZM238 228V227H237ZM145 229V230H144ZM156 229V228H155ZM219 229V228H218ZM218 229H215V230H218ZM222 229V228H221ZM147 230H148V232H147ZM214 230V229H213ZM228 231V230H227ZM231 231V230H230ZM142 232H144L145 233V235L146 234H148V237H147V235H146V237L144 236V234L142 233ZM152 232V231H151ZM220 232H222L221 230H220ZM220 232H217V233H220ZM229 232V231H228ZM264 232V231H263ZM263 232H261V233H263ZM215 233V232H214ZM234 233V232H233ZM256 233V232H255ZM143 234V235H142ZM224 234V233H223ZM231 233L229 232V236L231 237L232 235H230ZM235 234H236V232H235ZM234 234V235H235ZM257 234L258 233H256V235L254 234L253 236H257ZM212 235H214V234H212ZM220 235V234H219ZM226 235H227V233H226ZM259 236H260V234H258ZM264 235V234H263ZM238 236V235H237ZM150 237V238H151ZM215 237V236H214ZM247 237H248V235H247ZM263 237V236H262ZM155 238V237H154ZM154 238H152V239H154ZM220 238V237H219ZM157 239H155V240H157ZM221 239V238H220ZM228 239V237L226 238V240ZM244 239H245V237H244ZM253 239V238H252ZM214 240V239H213ZM229 240V239H228ZM228 240H227V242H228ZM245 240H247V239H245ZM262 240V239H261ZM253 241V240H252ZM264 241V240H263ZM154 242V241H153ZM225 242V241H224ZM238 242V241H237ZM216 243V242H215ZM253 243V242H252ZM256 243H258V242H256ZM260 243V242H259ZM218 244V243H217ZM238 244V243H237ZM254 244V243H253ZM262 244V243H261ZM261 244H259L260 246H261ZM264 244V243H263ZM207 245V244H206ZM236 245V244H235ZM243 245H244V243H243ZM178 246V245H177ZM222 246V245H221ZM238 246V245H237ZM258 246V245H257ZM173 247H175V246H173ZM198 247V246H197ZM205 247H207V246H205ZM219 247V246H218ZM223 247V246H222ZM232 247V246H231ZM171 248V247H170ZM227 248V247H226ZM233 249H234V246H233ZM232 249V250H233ZM253 249V248H252ZM235 250V249H234ZM261 250V249H260ZM207 251H208V249H207ZM224 251V250H223ZM238 251V250H237ZM263 251V250H262ZM234 252V251H233ZM236 252V251H235ZM252 253L254 252V250L253 251H251ZM132 253V252H131ZM172 253V251L170 252V254ZM174 253V252H173ZM238 253V252H237ZM260 253V252H259ZM141 254V253H140ZM175 254V253H174ZM177 254V253H176ZM221 255H222V253H220ZM239 254V253H238ZM261 254V253H260ZM142 255V254H141ZM171 255H173V254H171ZM226 255V254H225ZM249 255V254H248ZM177 255H175V257H176ZM174 257V256H173ZM205 257H207L206 255H205ZM222 257V256H221ZM227 257V256H226ZM225 258V257H224ZM256 258V257H255ZM263 258V257H262ZM249 259V258H248ZM140 260V259H139ZM147 260V259H146ZM149 260V259H148ZM245 261V260H244ZM10 262V261H9ZM141 262H143L142 260H141ZM257 262H258V260H257ZM11 263H13V261L11 262ZM11 263H5V264H11ZM105 262H104V264H106ZM139 263V262H138ZM141 264H143V263H141ZM243 264H244V262H243ZM259 264V263H258Z\"/></svg>",
  "mask_w": 264,
  "mask_h": 264
}]
</instances>
